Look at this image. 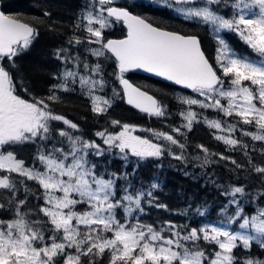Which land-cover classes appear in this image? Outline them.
I'll list each match as a JSON object with an SVG mask.
<instances>
[{
  "label": "snow or ice",
  "instance_id": "snow-or-ice-1",
  "mask_svg": "<svg viewBox=\"0 0 264 264\" xmlns=\"http://www.w3.org/2000/svg\"><path fill=\"white\" fill-rule=\"evenodd\" d=\"M155 2L212 36L215 65L202 50L197 33L154 26L147 16L135 13L133 9L144 7V0L123 5L117 0H85L67 46L52 51L62 65L51 74L55 83L37 96L17 60L39 31L20 16L0 12V213L10 215L0 219V264H85V260L99 264L106 254L109 264H264V258L252 255L253 247L264 253V159L259 163L255 159L256 153L264 158V0ZM51 15L44 10V17ZM31 19L43 23L41 18ZM117 24L126 28L124 38H106L105 32ZM54 25L51 31L57 30ZM226 32L235 33L257 58L237 53L224 38ZM110 62L114 67L108 73L105 66ZM133 70L195 94L176 97L182 121L171 128L176 135L111 119V128L119 131L103 127L93 133L95 139L86 138L78 123L53 107L64 102L61 93L78 91L96 117L107 114L119 98L149 118L166 119L171 115L169 106L125 78ZM108 77L120 85L110 96ZM204 110L222 118L210 119ZM195 123L216 130L214 138L226 151H242L247 160L244 165L203 144L195 145L203 157L193 156L201 161L194 166L207 168L218 163L214 159L218 157L230 162L229 171L237 174L235 181L220 184L214 173L204 172L206 183L226 201L216 220L209 219L207 201L186 199L183 208L175 209L162 203L159 177L140 174L143 162L165 155L187 165V132ZM137 131H146L151 138L135 135ZM18 145L34 147L31 165L11 150ZM106 156L121 160L123 170L109 171L105 166L101 171L97 161ZM241 171L247 173L244 182L239 179ZM184 175L189 173L185 170ZM253 178L258 183L249 184ZM31 198L42 203L28 208ZM154 209L185 222L159 218L147 222L145 217Z\"/></svg>",
  "mask_w": 264,
  "mask_h": 264
},
{
  "label": "trees",
  "instance_id": "trees-1",
  "mask_svg": "<svg viewBox=\"0 0 264 264\" xmlns=\"http://www.w3.org/2000/svg\"><path fill=\"white\" fill-rule=\"evenodd\" d=\"M125 2L131 3L132 0H124L118 2L117 4L123 5ZM84 3L85 0H0V8L3 13L20 16L27 22L33 23L34 27H36L39 31V36L33 42L31 48L17 60V63L21 65V69L30 81L31 90L34 95L40 96L46 94L48 86L55 83L51 74L58 72L60 62L54 58L52 51L55 48L67 46V40L74 34L73 24L76 20L77 13ZM45 9L51 12L52 15L50 18L43 16ZM133 11L142 16H147L149 18V22L161 28L185 34L197 33L202 41V50L209 61L215 65L213 59V47L215 45V40L205 29H197L194 25L184 22L182 18L172 15L169 11L162 7L153 5V3L148 0H144L143 8L133 9ZM32 17L41 18L43 23L32 21ZM53 22H55L54 27L57 29L56 31L50 30V27L53 26ZM123 31V26L121 24H117L113 29L106 31L105 36L106 38H117L122 35ZM75 35H79L81 37L83 36L82 32H76ZM223 35L229 45L237 53H252V51L243 42H241L237 36L234 35V33L226 32L223 33ZM80 51L84 54L83 47L80 48ZM105 67L106 71L111 73L114 64L110 62L106 64ZM125 77H127V79L135 85L152 94L156 99L167 104L171 115L164 120L149 118L147 114L133 109L132 107L126 105L123 100L117 98L107 114L96 117L87 107V99L84 96L79 95L78 91L76 93H61L64 102L57 103L53 105V107L57 113L62 114L69 120L78 123L81 126L85 137L91 139H95L93 133L103 127H108L110 131H117L118 128L112 129L111 125L108 123L111 119H117L123 123L136 125L142 129H158L169 133H171L172 127L180 126L182 121L177 113L181 110V105L176 100V97L180 95L195 96L194 93L137 73H127L125 74ZM108 79L109 85L106 89V93L110 96L112 95V88L115 87L120 89V86L114 77H108ZM21 95H24L22 91ZM25 98L30 99L31 97L25 96ZM193 107L194 110L201 111L199 109H195V106ZM203 114L210 119L222 118L218 117V114L211 110H204ZM58 126L63 127V125ZM244 127L248 128L249 131H255L254 128L249 126ZM182 131L187 132L186 129H182ZM171 134L176 135L175 133ZM236 136L244 139L247 143H249V145L252 144L250 138L241 137L239 133H236ZM179 139L183 140L184 138L179 137ZM187 143V156L190 161L187 165L165 155L158 161L150 159L143 162L140 165V174L144 178H148L150 176L159 177L163 186V191L158 193V195L162 203H166L171 208L175 209L178 207L183 208L186 204V199L195 200L197 203L207 201L210 209L209 219H219V208L226 201L223 197L219 196L217 188H215L211 183H206L208 177L204 175V172L214 173L215 178L220 184L235 181L237 179V174L229 171L232 167L230 162L219 161L218 157L214 158L218 160V163L212 164L207 168L202 169L194 166L201 162L192 160V157L199 153V150L196 149L195 145L203 144L210 150V152L223 153L224 155L230 156L244 165H247V160L242 151H226L225 145L214 138L211 129H209L204 123H195L192 131L187 132ZM257 144L259 145V142H257ZM11 150H14L17 154V158L23 159L26 165L32 164V158L35 154V150L32 145H18ZM199 154L202 158L203 153ZM92 159L95 158L93 157ZM255 159L256 162L259 163L261 159L264 158H262L259 153H256ZM97 163L100 165L101 171L105 166H107L109 171L123 170V162L117 158L106 156L103 159L98 160ZM158 164L161 166L157 167ZM185 170L189 173V175H184ZM246 177L247 173L245 171H241L239 174L240 181L244 182ZM248 183L256 184L258 182L255 178H253L252 180H249ZM29 184L34 188L37 187L34 182H29ZM38 203H42V200L37 201L35 198H31L27 207L31 208ZM213 209L215 211H212ZM25 210L27 211V208ZM246 211L251 213L252 208L248 207ZM6 218H10L8 213H0V219ZM158 218L171 219L177 221L178 223L185 222V220L181 217L169 215V213L164 212L163 210L155 209L152 210L149 217H145V220L147 222H153ZM190 222L193 226H195V221ZM242 252V249L238 250V254H241ZM252 255L264 258V253H262L258 247H253ZM85 264H87L86 260ZM99 264H109V256L106 254L100 259Z\"/></svg>",
  "mask_w": 264,
  "mask_h": 264
},
{
  "label": "rangeland",
  "instance_id": "rangeland-1",
  "mask_svg": "<svg viewBox=\"0 0 264 264\" xmlns=\"http://www.w3.org/2000/svg\"><path fill=\"white\" fill-rule=\"evenodd\" d=\"M121 1H124V0H117V2H121ZM128 1H130V0H128ZM148 1H150L151 3H153V5H155V6H158V7H162V8H164V9H166L167 11H169L172 15H176L177 16V14L175 13V12H173V11H171V10H169L168 8H166L164 5H163V3L161 2V3H156L155 2V0H148ZM82 8V7H81ZM80 8V9H81ZM79 12H80V10L78 11V13H77V15L79 14ZM229 14H230V10H229ZM82 34H83V36L85 35L83 32H82ZM234 35H236L235 33H234ZM237 36V35H236ZM237 38L240 40V38L237 36ZM241 41V40H240ZM242 42V41H241ZM250 52V51H249ZM240 54V53H239ZM253 54V55H252ZM241 55H245V56H249V57H251V56H254V57H251V58H253V59H256L257 57H256V55L252 52H250V54H241ZM215 56H216V41H215V45H214V47H213V59H214V63H215ZM62 67V65L60 64V66L58 67V71L60 70V68ZM142 129V128H141ZM144 129H146V128H144ZM117 131H119V129L117 130ZM211 131H212V134L214 135V133H215V131L216 130H214V129H211ZM135 135H140V136H142V137H149V138H151V135H150V133H148V132H146V131H137V132H135L134 133ZM99 142V141H98Z\"/></svg>",
  "mask_w": 264,
  "mask_h": 264
},
{
  "label": "water",
  "instance_id": "water-1",
  "mask_svg": "<svg viewBox=\"0 0 264 264\" xmlns=\"http://www.w3.org/2000/svg\"><path fill=\"white\" fill-rule=\"evenodd\" d=\"M0 12H2L1 11V8H0ZM125 28V27H124ZM170 31H173V30H170ZM126 35V28H125V34L122 36V37H118V38H108V39H122V38H124V36ZM207 57V56H206ZM209 60V59H208ZM210 62V61H209ZM130 72H133V73H138V74H141V75H145V76H149V77H151V78H154V79H157V80H159V81H162V82H166V83H168V84H171V85H174V84H172L171 82H168V81H165L163 78H160V77H156L155 75H153V74H150V73H146V72H144L143 70H133V71H130ZM125 78H127V77H125ZM129 80V79H128ZM129 82L130 83H132L130 80H129ZM134 86H137V85H135L134 83H132ZM120 86V85H119ZM174 86H176V87H179V88H181L180 86H177V85H174ZM137 87H139V86H137ZM183 89V88H182ZM141 90H143V91H146V90H144V89H142L141 88ZM185 90H189V89H185ZM147 92V91H146ZM149 95H152V94H150L149 92H147ZM153 96V95H152ZM124 101V100H123ZM124 103L126 104V105H128L125 101H124ZM128 106H130V107H132L131 105H128ZM133 109H135V110H137V111H139L138 109H136V108H134V107H132ZM140 112V111H139Z\"/></svg>",
  "mask_w": 264,
  "mask_h": 264
},
{
  "label": "flooded vegetation",
  "instance_id": "flooded-vegetation-1",
  "mask_svg": "<svg viewBox=\"0 0 264 264\" xmlns=\"http://www.w3.org/2000/svg\"><path fill=\"white\" fill-rule=\"evenodd\" d=\"M155 26H156V25H155ZM124 34H125V29H124V31H123V33H122V35H121V36H123ZM121 36H120V37H121Z\"/></svg>",
  "mask_w": 264,
  "mask_h": 264
}]
</instances>
